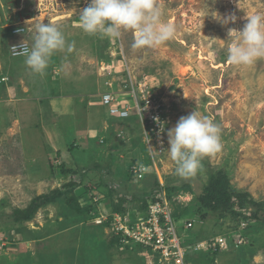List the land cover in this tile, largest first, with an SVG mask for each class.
<instances>
[{
	"label": "rangeland",
	"instance_id": "1",
	"mask_svg": "<svg viewBox=\"0 0 264 264\" xmlns=\"http://www.w3.org/2000/svg\"><path fill=\"white\" fill-rule=\"evenodd\" d=\"M89 4L90 0H0V215L6 218L15 209L28 208L38 196L64 190L73 177L80 213L89 207V193L101 197L105 191L142 209L140 203L156 190L151 186L157 173L192 199L185 219L191 209H198L192 193L199 195L218 171L229 176L232 190L264 205V59L240 66L227 60L229 30H242L247 16L264 14V0H157L162 19L175 26L176 35L160 46L142 49L132 48L133 35L127 31L118 39L84 32L79 15ZM232 14L236 22L224 24L222 19ZM35 22L57 26L68 42L75 43L71 53L56 52L43 74L33 73L25 57L10 53L11 46L23 40L31 47ZM14 24H26L27 32L16 38L10 29ZM130 74L137 80L143 75L154 79L166 103L168 129L195 110L221 128L222 149L203 157L196 175L178 177L167 152L157 172L143 130L134 136L128 128L126 133L123 128L113 133L114 118L101 98L109 91L122 94ZM4 77L9 82L3 83ZM138 119L133 112L119 122L136 125ZM137 162L150 167L146 182L139 185L130 174ZM62 168L77 175H62ZM185 184L187 190L182 188ZM74 193L42 207L24 231L2 224L0 264H156L138 248L110 245L113 236L106 228L91 239L92 233L81 229L91 228L93 221L65 218L75 213L70 202ZM237 211L252 214L251 207ZM193 216L189 219L196 221L194 230L179 229L189 246L219 230L212 220L202 222V213ZM250 235L254 238L248 236V245L255 240V249L229 246L213 256L202 250L192 255L203 258L190 264H264V227L256 226Z\"/></svg>",
	"mask_w": 264,
	"mask_h": 264
},
{
	"label": "clouds",
	"instance_id": "2",
	"mask_svg": "<svg viewBox=\"0 0 264 264\" xmlns=\"http://www.w3.org/2000/svg\"><path fill=\"white\" fill-rule=\"evenodd\" d=\"M162 16L157 0H90L89 6L80 11L79 25L88 34L99 33L109 39H118L122 31H127L133 35V49L154 48L176 35L175 26ZM236 19L232 14L222 22L235 23ZM246 20L242 30H229L232 41L227 60L232 65H251L264 59V14H252ZM74 48L75 43L68 42L57 26L35 22L31 47L23 42L19 50L14 49L25 57V65L33 73L43 74L56 52L71 53ZM161 131H164L163 125ZM167 137L166 152L176 163L175 174L182 179L196 175L202 158L222 149L221 128L196 110L182 116L174 128L168 129Z\"/></svg>",
	"mask_w": 264,
	"mask_h": 264
},
{
	"label": "built area",
	"instance_id": "3",
	"mask_svg": "<svg viewBox=\"0 0 264 264\" xmlns=\"http://www.w3.org/2000/svg\"><path fill=\"white\" fill-rule=\"evenodd\" d=\"M10 29L13 36L17 38L24 35L28 27L26 24L24 26L14 24ZM23 42L24 45L30 47L29 42L25 40L14 43L10 49L11 57L23 58L16 51V49L19 50V46ZM128 77H130L129 81L123 85L124 92L122 94L114 91L106 92L102 95L101 103L108 107L109 115L115 119H128L131 113H137L144 134V144L149 149L152 166L159 172L158 166L161 164V158L168 149L166 103L156 91L152 77L143 75L140 80L131 74ZM1 81L7 83L9 78L4 77ZM107 86L113 88L111 82H108ZM119 96L122 97L119 98ZM162 125L164 131H161ZM149 168L142 162L135 163L130 169L133 181L143 182L149 174ZM157 175L159 187L150 198H146L147 210L144 215L135 219L127 214L115 213L107 217L100 215L93 220L94 225L108 224L106 230L114 239L118 240V246L139 248L148 258H153L156 264H190L189 254L202 250L215 253L224 251L229 246L239 249L250 243V238L244 233L249 228L251 220L248 215L242 213L245 216L238 222L239 227L235 234L218 235L209 240L187 245L185 240L180 237L179 229L194 230L196 221L185 219V217L178 218V216L179 210L187 208L192 199L187 200V193L183 190L169 193L166 180L158 173ZM113 188L116 189L115 186ZM94 201L97 202L98 199H94Z\"/></svg>",
	"mask_w": 264,
	"mask_h": 264
},
{
	"label": "trees",
	"instance_id": "4",
	"mask_svg": "<svg viewBox=\"0 0 264 264\" xmlns=\"http://www.w3.org/2000/svg\"><path fill=\"white\" fill-rule=\"evenodd\" d=\"M62 175H68V176H76L77 173L73 169H61ZM132 176V175H131ZM74 178V177H73ZM71 179V182L65 187L64 190H56L51 194L48 195H42L36 197L32 203L29 205L28 208L26 209H15L13 214L4 218L2 215H0V226L2 224L7 225L10 223L12 225L10 228L11 231L15 229H21L24 231V227L26 223H29L33 221L35 216L37 215L38 211L47 205L56 203L57 201L60 200V198H63L67 193H74L75 188L78 187V184H76V181L74 179ZM133 180V178H132ZM154 184L151 186L153 189L159 187L157 179H154ZM167 185V191L169 193H175L177 190H182L181 186L178 188L172 187L171 184L166 181ZM188 184H185L183 186V189L188 188ZM127 189V188H126ZM125 189V191H126ZM152 189V190H153ZM116 191V190H115ZM118 192V191H117ZM127 192V191H126ZM195 195V203L198 204V209L196 208L191 209L192 211L189 213V216L194 215L192 218H196V213L198 214L199 212L202 213L203 221L202 222H208L209 220H212L214 222L215 228L217 227L219 230L214 233V236H210L207 238V240L214 238L218 235H229V234H235L236 230H238V222L243 219V214L241 212H238V209H246L247 207H251L252 209V214L249 217L251 220V224L249 228L246 230L244 233L246 236H251L250 233L251 231L253 232L255 227L260 225L264 227V205L262 203H259L257 201H254L250 199L249 194L247 193H241L237 192L235 190H232L231 188V182L229 180V176L224 172V171H218L215 174L211 175L210 180L208 185H205L203 188L202 192L199 195H196L195 193H192ZM116 195V194H115ZM74 199H71L70 202L75 206V213L71 216H65V218H70L68 220H73V219H83L84 224L85 222H92L96 217L100 216V211H99V206H100V200L98 199L97 202L93 201L95 196H91L90 204L88 205L85 209L84 212L80 213V203H79V197H77L74 193ZM114 193H109V198L110 202H112L113 210L120 215H126V209L123 207L125 201L124 200H119L120 198H117V201H115V198L113 197ZM121 201V202H120ZM143 201V200H142ZM197 201V202H196ZM193 202V203H194ZM196 207V204L195 206ZM188 208L185 209H180V213L178 218H183L186 217L188 213ZM238 208V209H237ZM147 210V202L146 200L142 204V214ZM201 217V216H200ZM108 224L98 226V225H90L91 228L85 227L82 228V231L89 230V233H92L91 239H96L97 231H103L107 227ZM94 232V233H93ZM30 234H33L35 237L34 232H30ZM37 237V235H36ZM252 239L254 238V235L251 236ZM198 240H200V236H198ZM252 242V241H251ZM110 245H114V247H118V240L112 239L110 242ZM256 246L255 240L248 245L247 248H254ZM139 249V248H138ZM255 249V248H254ZM242 250V249H241ZM244 250V249H243ZM210 252V255H218V252ZM208 257V255H207ZM210 257V256H209ZM201 257H196V255L189 254L188 255V261L192 262L193 260L196 261ZM206 258V257H205ZM80 259H84V256L80 257ZM57 261V258H56Z\"/></svg>",
	"mask_w": 264,
	"mask_h": 264
},
{
	"label": "crops",
	"instance_id": "5",
	"mask_svg": "<svg viewBox=\"0 0 264 264\" xmlns=\"http://www.w3.org/2000/svg\"><path fill=\"white\" fill-rule=\"evenodd\" d=\"M103 106V105H102ZM120 121V119H115L114 118V121L112 122V124H113V133L115 132V133H117V132H121L120 130L123 128L124 130H122V132L123 131H125V133H126V128H128L127 129V133H129V134H131L132 136H134L135 134H141L142 133V126H141V122H140V120L138 119V120H136V121H134L135 123H136V125H134L133 123L132 124H127V123H121V122H119ZM122 121V120H121ZM138 126L140 127V129L138 128ZM140 130V131H139ZM94 131H96L97 132V130H93V132ZM139 131V132H138ZM141 132V133H140ZM140 137H141V135H140ZM127 170V169H126ZM127 174V172L125 171L124 172V176ZM127 177V176H126ZM144 182H146V181H144ZM135 183H137V182H135ZM141 182H138L137 184L139 185ZM103 185L105 186V184L103 183ZM82 186H83V184H82ZM79 187V188H83V187ZM104 186L103 187H101V188H103L104 189ZM133 187L135 188V185H133ZM100 188V189H101ZM89 196L91 197V196H95L94 197V199H100L101 197V203H100V206H101V204L103 203V207L101 208L100 206H99V211H100V215H102V216H104V217H107V216H111V215H113V214H115L116 212L113 210L114 208H113V206H112V202H110V198H109V192L108 191H105V193H102V195H101V197L100 196H96V195H91L90 193H89ZM88 196V197H89ZM114 198H115V201H117V196L114 194V196H113ZM120 200V199H119ZM94 201V200H93ZM90 200L88 201V204H90ZM121 202V201H120ZM132 202L129 200V201H125V203H124V205H123V207L126 209V214L127 215H129L131 218H137V217H140L141 215H142V209H140V207H137L136 208V205L135 204H131ZM141 204V206H142V203H140ZM139 204V205H140ZM138 205V206H139Z\"/></svg>",
	"mask_w": 264,
	"mask_h": 264
}]
</instances>
